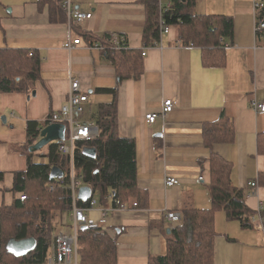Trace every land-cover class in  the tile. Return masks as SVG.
<instances>
[{"label":"crops","instance_id":"0c3cea01","mask_svg":"<svg viewBox=\"0 0 264 264\" xmlns=\"http://www.w3.org/2000/svg\"><path fill=\"white\" fill-rule=\"evenodd\" d=\"M37 1L0 0V48L35 50L42 57L35 95L0 93V114L12 112L0 124V171L5 173L0 181V206L18 200L19 192L11 187L14 172L28 164L27 122H44L60 110L73 78L89 94L85 119H90L91 109L110 100L94 92L117 86L115 67L81 32L118 34L130 48L144 47L145 9L140 0H70L75 8L93 13L91 20L73 25L70 32L68 18L64 23L51 22L48 5L40 10ZM196 11L233 17V45L226 48L225 66H204L200 48L183 46L171 27L160 46H145L149 48L143 75L124 80L118 89L119 131L136 140L138 186L148 195L147 206L129 203V208L107 217L106 232L117 238L118 264H147L150 256L165 253V234L172 227L168 212L211 208L209 151L202 126L222 114L234 121L236 139L216 144L214 151L232 162L233 183L250 192L246 204L253 211L264 204V155L257 148L264 114L252 105L264 102V37L254 31L253 0H196ZM258 14L264 16V9ZM69 37L81 39L72 51L65 47ZM166 99L176 101L173 111L165 120L148 124L144 115L161 110ZM166 175L176 177L180 185L166 186ZM252 180L257 181L255 187L249 185ZM88 215L98 217L95 210ZM215 221L216 264H264V228L258 223L244 228L240 221L228 220L223 211L217 212ZM55 226L54 233L65 230L62 216Z\"/></svg>","mask_w":264,"mask_h":264},{"label":"trees","instance_id":"16d2710c","mask_svg":"<svg viewBox=\"0 0 264 264\" xmlns=\"http://www.w3.org/2000/svg\"><path fill=\"white\" fill-rule=\"evenodd\" d=\"M171 2L172 7L163 13V18L167 25L175 28L180 43L186 47L200 48L204 66H225L226 44L233 45V17L199 14L196 0ZM37 3L40 10L48 5L51 22H67L62 1L38 0ZM140 3L145 9L143 45L153 46L160 41L159 0H140ZM81 33L92 45L98 43L103 46L101 51L115 67L118 83L114 88H99L94 92L108 96L110 100L99 103L90 117L99 127L98 137L76 144L77 176L101 198L112 192L122 203L137 202L138 205L147 206V192L138 186L136 140L121 135L118 117L119 86L126 79H139L143 75L144 47L130 48L127 42L116 45L108 35ZM262 35L264 37V32ZM41 62L38 51L0 48V93L31 94L42 77ZM48 124V119L44 122L29 120L26 124L24 153L28 164L25 170L14 172L11 189L24 192L27 198L24 201L16 200L12 205L0 206L1 264H33L46 260L57 228L52 221L54 212L62 214L69 210L68 158L59 152L56 142L49 143V152L42 154L46 161H35L38 151H29V147L40 139L41 129ZM202 134L204 147L209 151L211 208L183 209L181 223L165 234V253L150 256L147 264H216L215 220L218 211H223L228 220L240 221L244 228L254 226L253 218L257 212L246 204L243 189L233 183L232 162L214 151L216 144L235 141L234 121L222 114L214 121L203 123ZM257 148L258 153L264 155V132L258 135ZM92 149L95 156H92ZM54 166L64 171L63 182L51 179ZM4 175L0 171V181ZM80 205L85 203L80 202ZM31 237L36 239L37 244L25 256L18 257L7 250L11 238L21 240ZM78 254L79 264H118L117 238L99 229H80Z\"/></svg>","mask_w":264,"mask_h":264},{"label":"built area","instance_id":"2783aa9c","mask_svg":"<svg viewBox=\"0 0 264 264\" xmlns=\"http://www.w3.org/2000/svg\"><path fill=\"white\" fill-rule=\"evenodd\" d=\"M254 5V31L256 35H262L264 32V16L258 14V11L264 9L263 0H253ZM172 7L171 0H159L160 9V41L153 46H160L162 37L164 34H168L171 31L170 25H167L163 13ZM63 8L68 18L69 32L73 25L80 26L84 22L91 20L93 17L92 12L84 11L79 8H75L70 0L63 2ZM110 41L116 45H122L126 43V38L119 37L118 34L108 35ZM81 43V39L69 40L66 42V49L72 51L77 45ZM230 46L226 44V48ZM92 47L103 49V46L95 43ZM144 47L142 53L146 56L147 49ZM89 103V94L86 89L83 88L79 79H71L70 86L67 92V100L60 110L55 111L48 118L49 124L60 123L66 126V133L64 139L55 140L58 145L59 152L68 158L67 172L70 176V183L68 185L70 189V203L69 210L63 211L62 226L68 227L63 231L53 233L51 251L46 260L33 263V264H79V231L82 226H87L91 229H99L103 232L107 231V217L111 212L124 210L129 208V203H122L116 199L112 192L108 193L104 197H100L97 192L91 187L92 193L86 201H82L79 198V190L82 186H87L82 182V178L77 176V164H76V144L80 141H87L98 137L99 127L94 120L85 119ZM176 105V101L173 99H166L163 102L162 108L156 112H148L144 115V118L148 124H154L158 119H163L171 113ZM253 107L258 113L264 114V102L254 101ZM65 175V173H64ZM64 177V176H63ZM62 178H59L62 182ZM200 180L204 179V176L199 177ZM164 183L168 187L180 185V181L171 175H166ZM256 180L249 182L251 187H255ZM53 189V188H52ZM248 190L244 191L245 196L249 195ZM27 198V194L19 192L18 200L24 201ZM80 202L85 205H80ZM132 205L136 207L137 202H133ZM97 211V219L89 217L88 212ZM257 214L253 218L254 223H258L261 228H264V204L260 203L257 209ZM167 219L171 222V229L181 223V212H168ZM71 222V225H69ZM30 264V263H23Z\"/></svg>","mask_w":264,"mask_h":264},{"label":"water","instance_id":"95a60500","mask_svg":"<svg viewBox=\"0 0 264 264\" xmlns=\"http://www.w3.org/2000/svg\"><path fill=\"white\" fill-rule=\"evenodd\" d=\"M36 94V91H33V95ZM3 121L6 122V116H3ZM66 133V126L60 123H52L45 126L40 131V139L33 145L29 147V151H38L48 145L51 142H54L58 139H64ZM92 156H95V150L92 149ZM64 176V171L58 167L54 166L51 169L50 177L51 179H59ZM92 193V189L90 186H82L79 190V198L82 201H86ZM87 226H82V229H86ZM171 229L168 230L170 233ZM37 241L35 238H26L17 240L15 238H11L7 244V250L14 254L15 256H25L33 249H35Z\"/></svg>","mask_w":264,"mask_h":264},{"label":"rangeland","instance_id":"374dc122","mask_svg":"<svg viewBox=\"0 0 264 264\" xmlns=\"http://www.w3.org/2000/svg\"><path fill=\"white\" fill-rule=\"evenodd\" d=\"M34 91V90H33ZM36 91V90H35ZM32 94H33V92H32ZM91 111L93 112V111H95L94 110V108L93 109H91ZM15 113L16 112H13V114L15 115ZM5 114V115H4ZM11 114H12V112H11V110H8V111H6L5 113H2V114H0V124L2 125V121H3V115L4 116H6V117H9V119H10V117H11ZM87 115H88V109H87ZM49 152V148H48V146L46 145L45 147H43L42 149H40V150H38V152L36 153V155H35V161H46L47 160V158H45V157H43L42 156V154H47ZM60 216H61V213L59 212V211H55L54 212V215H53V217H52V221L53 222H57V220H59V218H60ZM69 225H71V222H69ZM67 230H69V228L68 227H65Z\"/></svg>","mask_w":264,"mask_h":264},{"label":"bare ground","instance_id":"6f19581e","mask_svg":"<svg viewBox=\"0 0 264 264\" xmlns=\"http://www.w3.org/2000/svg\"><path fill=\"white\" fill-rule=\"evenodd\" d=\"M37 2H38V1H37ZM170 27H172V26H170ZM119 37L124 38V37H122V36H120V35H119ZM143 51H144V49L142 50V53H143Z\"/></svg>","mask_w":264,"mask_h":264}]
</instances>
